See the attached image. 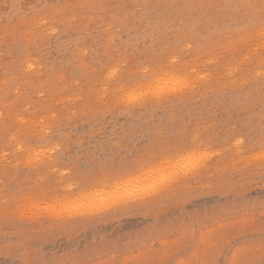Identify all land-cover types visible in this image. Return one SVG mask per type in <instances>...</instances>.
Masks as SVG:
<instances>
[{
    "label": "rangeland",
    "instance_id": "1",
    "mask_svg": "<svg viewBox=\"0 0 264 264\" xmlns=\"http://www.w3.org/2000/svg\"><path fill=\"white\" fill-rule=\"evenodd\" d=\"M207 3L215 18L191 7ZM243 3L0 0V264L259 261L264 44L231 39L245 10L225 6ZM193 140L203 182H169L132 215L75 213L115 177L151 185L162 169H137Z\"/></svg>",
    "mask_w": 264,
    "mask_h": 264
},
{
    "label": "snow or ice",
    "instance_id": "2",
    "mask_svg": "<svg viewBox=\"0 0 264 264\" xmlns=\"http://www.w3.org/2000/svg\"><path fill=\"white\" fill-rule=\"evenodd\" d=\"M49 7H56L55 4L49 5ZM188 7V6H184ZM193 8L201 9L202 15H207L210 19L215 18L217 6L211 3L192 5ZM226 8L234 9L236 12H242L243 22L246 23V27H242V30L235 33L231 39L239 41L241 44L251 45L257 42L264 44V0H244V3L236 5H226ZM242 22L238 20V24ZM264 62V57L261 58ZM258 84L264 90V72L261 73V79ZM262 138H264V122L261 126ZM7 135V134H6ZM42 143L39 140L33 141L29 144V147L38 148L42 147ZM205 149L202 142L193 140L191 143L185 145L182 151L178 153H168L167 155H159L155 157L148 164H143L137 169L138 172L144 168H151L152 171H157V167L162 169L160 177L155 180L151 185L141 186L139 181L136 184L126 183L124 178L115 177L117 181L114 186H108V190L99 191L96 194V198L90 201H83L76 205L74 211L76 214L88 218H95L101 214L120 216L121 214L132 215L135 214V208L137 202L145 198L146 196H154L158 191L166 190L165 185L176 187L181 185H191L194 183L203 182V171L201 162L205 159ZM257 159L264 161V149H262L257 156ZM261 181H264V176H261ZM15 187L14 185L12 186ZM71 211V209H69ZM30 219V218H29ZM249 219L255 220V215L245 217V222ZM260 223L261 227L258 229V239L261 245V258L258 262H254L250 259L241 258L235 262V264H264V202H262L260 208ZM209 230V234H213L215 229L212 224L206 225ZM187 231V229L185 230ZM205 237L203 231L194 233L193 239L200 240ZM257 238V230L253 226V239ZM161 240L165 239L160 237ZM171 240V237H169ZM153 244L156 243V238H151ZM183 242V241H181ZM7 243V241H5ZM17 244L21 250L26 247H30L25 241L17 239L13 241ZM147 243V242H146ZM191 247L187 249V252H191ZM17 264V262H14ZM18 264H51V262H45L41 260H20ZM57 264H73V262H57ZM104 264V262H101ZM107 264H121L120 259L109 260ZM167 264H174L172 260H168ZM198 264V262H197Z\"/></svg>",
    "mask_w": 264,
    "mask_h": 264
},
{
    "label": "bare ground",
    "instance_id": "3",
    "mask_svg": "<svg viewBox=\"0 0 264 264\" xmlns=\"http://www.w3.org/2000/svg\"><path fill=\"white\" fill-rule=\"evenodd\" d=\"M173 80V79H172ZM174 81H176V83L175 84H178L179 85V83H177V80H174ZM169 83H170V81H168ZM168 82H165V85H164V87H166V86H168ZM167 84V85H166ZM175 84L173 83H171V86L169 87V88H171L172 89V86L174 85L175 86ZM170 85V84H169ZM180 85H182V82H181V84ZM163 87V85H160V87H159V85H158V90L160 91V89ZM183 86V85H182ZM176 87H177V85H176ZM163 90H164V88H162ZM162 89H161V91L160 92H162ZM174 89V88H173ZM172 89V90H173ZM176 89V88H175ZM177 89H179V88H177ZM184 89V88H183ZM185 89H186V87H185ZM190 89V88H189ZM154 90V89H153ZM166 91V90H165ZM170 91V90H169ZM177 91V90H176ZM167 92V91H166ZM171 92H173V91H170V93ZM163 94H164V92H163ZM167 94H168V92H167ZM156 95V94H155ZM96 197V196H95Z\"/></svg>",
    "mask_w": 264,
    "mask_h": 264
}]
</instances>
